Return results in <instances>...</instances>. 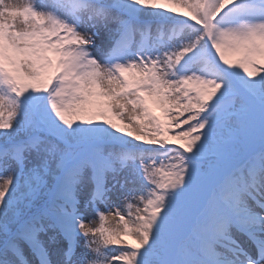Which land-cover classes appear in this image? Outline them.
Returning <instances> with one entry per match:
<instances>
[{
    "label": "snow or ice",
    "instance_id": "1",
    "mask_svg": "<svg viewBox=\"0 0 264 264\" xmlns=\"http://www.w3.org/2000/svg\"><path fill=\"white\" fill-rule=\"evenodd\" d=\"M0 264H264V0H0Z\"/></svg>",
    "mask_w": 264,
    "mask_h": 264
},
{
    "label": "rangeland",
    "instance_id": "2",
    "mask_svg": "<svg viewBox=\"0 0 264 264\" xmlns=\"http://www.w3.org/2000/svg\"><path fill=\"white\" fill-rule=\"evenodd\" d=\"M113 199L116 200L117 198L114 196ZM82 243H83V241H81V244H82Z\"/></svg>",
    "mask_w": 264,
    "mask_h": 264
},
{
    "label": "bare ground",
    "instance_id": "3",
    "mask_svg": "<svg viewBox=\"0 0 264 264\" xmlns=\"http://www.w3.org/2000/svg\"><path fill=\"white\" fill-rule=\"evenodd\" d=\"M18 2L23 3V0H18Z\"/></svg>",
    "mask_w": 264,
    "mask_h": 264
}]
</instances>
